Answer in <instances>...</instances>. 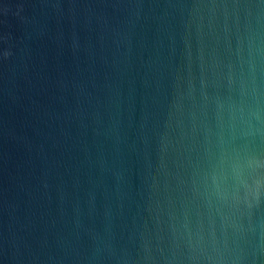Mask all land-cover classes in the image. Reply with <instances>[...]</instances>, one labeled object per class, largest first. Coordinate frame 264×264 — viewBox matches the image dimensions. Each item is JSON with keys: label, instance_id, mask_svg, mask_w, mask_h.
I'll use <instances>...</instances> for the list:
<instances>
[{"label": "water", "instance_id": "obj_1", "mask_svg": "<svg viewBox=\"0 0 264 264\" xmlns=\"http://www.w3.org/2000/svg\"><path fill=\"white\" fill-rule=\"evenodd\" d=\"M0 264H264V0H0Z\"/></svg>", "mask_w": 264, "mask_h": 264}]
</instances>
